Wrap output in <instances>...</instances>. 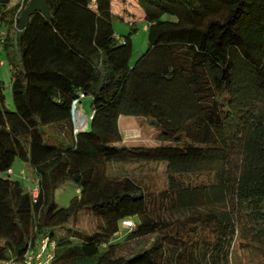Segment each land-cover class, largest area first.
I'll list each match as a JSON object with an SVG mask.
<instances>
[{"label": "trees", "instance_id": "obj_1", "mask_svg": "<svg viewBox=\"0 0 264 264\" xmlns=\"http://www.w3.org/2000/svg\"><path fill=\"white\" fill-rule=\"evenodd\" d=\"M134 1L140 20L116 0H46L18 45L29 0H0V264L45 240L50 264H231L235 247L264 264V0ZM114 17L147 32L133 63ZM80 94L92 118L76 131ZM121 116L157 144H125ZM16 161L35 195L10 178Z\"/></svg>", "mask_w": 264, "mask_h": 264}, {"label": "rangeland", "instance_id": "obj_2", "mask_svg": "<svg viewBox=\"0 0 264 264\" xmlns=\"http://www.w3.org/2000/svg\"><path fill=\"white\" fill-rule=\"evenodd\" d=\"M15 2V0H12ZM115 11L120 12L123 16L126 13H136L138 20H140L141 13L138 11L136 2L134 0H116ZM113 29L117 36H125L128 33H131V42H132V58L131 62L135 60L145 52L147 48V32L142 23L129 24L122 21L121 19L114 17L113 19ZM3 37V36H2ZM9 67L4 56L0 55V80H3L7 86L9 85ZM5 95L8 99V104L11 103L10 90H5ZM82 110L83 114L87 115L90 118V108H89V99L84 98L81 100L78 108L76 109V124L80 127L81 118L80 111ZM83 119V118H82ZM88 120V124L89 125ZM82 123V122H81ZM119 129L123 136V141L127 145H146L153 146L157 144L155 130L151 128L147 123L141 122L134 117H125L121 116L119 118ZM83 124L81 125L82 128ZM12 174L10 175L11 179L20 180L24 187L31 192L35 190V179L34 176L25 168V166L20 162L16 161L12 167ZM23 171V172H22ZM163 167L159 166L153 173L156 174L153 182L157 185L162 184L163 179ZM0 177H7L6 174H1ZM35 195V194H34ZM77 195L76 187L67 183L57 189L54 193L55 202L59 207H66L69 201ZM131 225V222L123 223L120 226V235L117 238V241H122L124 239V227ZM255 260L248 258L242 251L237 247L234 248L233 257L231 264H254Z\"/></svg>", "mask_w": 264, "mask_h": 264}, {"label": "water", "instance_id": "obj_3", "mask_svg": "<svg viewBox=\"0 0 264 264\" xmlns=\"http://www.w3.org/2000/svg\"><path fill=\"white\" fill-rule=\"evenodd\" d=\"M48 5L46 3V0H29L28 5L26 6V8L23 10L21 16L19 17L18 20V25H17V33H16V37H17V44L19 45V41H20V37L22 35V30L25 27L29 17L34 14L35 12H40L41 14H43L44 16H48ZM76 113L73 112L72 113V119L74 122V125H76ZM90 118H88L87 115H84L83 118V127L80 128L81 130H85L87 128V124H88V120H91V116H89Z\"/></svg>", "mask_w": 264, "mask_h": 264}, {"label": "built area", "instance_id": "obj_4", "mask_svg": "<svg viewBox=\"0 0 264 264\" xmlns=\"http://www.w3.org/2000/svg\"><path fill=\"white\" fill-rule=\"evenodd\" d=\"M17 1V0H15ZM23 3L24 0H20V8L19 10H21L23 8ZM85 96L83 94L79 95V98L74 100L72 103V113L75 112L76 113V109L78 108L80 102L82 99H84ZM75 129L76 131L78 129H80V127H78L77 125H75ZM9 174H12L11 171H9ZM36 194L35 190L33 191V195ZM126 223V222H125ZM54 247L53 243H48V241H43L41 247H40V251L32 256L29 255L26 259H27V263L28 264H50V261L52 259V253H51V249ZM4 264H11V263H4Z\"/></svg>", "mask_w": 264, "mask_h": 264}, {"label": "crops", "instance_id": "obj_5", "mask_svg": "<svg viewBox=\"0 0 264 264\" xmlns=\"http://www.w3.org/2000/svg\"><path fill=\"white\" fill-rule=\"evenodd\" d=\"M79 111L82 113V114H80V117L84 118V115H85V114H83L82 110L79 109ZM82 118H81V122H82V123L80 122V128H81V125H82L83 122H84ZM76 125H77V124H76ZM77 126H78V125H77ZM78 127H79V126H78ZM82 127H83V126H82ZM87 127H88V126H87Z\"/></svg>", "mask_w": 264, "mask_h": 264}]
</instances>
